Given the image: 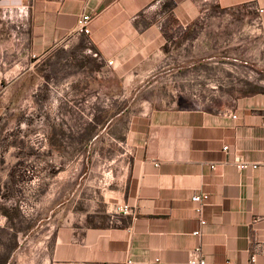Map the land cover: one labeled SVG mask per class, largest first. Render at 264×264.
Segmentation results:
<instances>
[{
	"label": "crops",
	"instance_id": "crops-1",
	"mask_svg": "<svg viewBox=\"0 0 264 264\" xmlns=\"http://www.w3.org/2000/svg\"><path fill=\"white\" fill-rule=\"evenodd\" d=\"M210 5L264 11V0H0V153H14L9 140L40 120L51 155L45 169L56 165L62 186L82 166L102 176L93 208H76L86 200L81 184L63 208L52 264H188L196 248L209 264H251L253 255L264 264V170L234 165L264 167V93L222 110L140 100L157 69L152 59L172 60L176 73L183 54L198 58L199 39L165 37L152 12L168 9L185 27ZM85 15L90 36L76 33ZM136 105L149 107L139 115L118 109ZM123 117L130 126L120 138ZM73 154L110 156L75 163ZM197 194L209 196L202 213Z\"/></svg>",
	"mask_w": 264,
	"mask_h": 264
},
{
	"label": "rangeland",
	"instance_id": "rangeland-1",
	"mask_svg": "<svg viewBox=\"0 0 264 264\" xmlns=\"http://www.w3.org/2000/svg\"><path fill=\"white\" fill-rule=\"evenodd\" d=\"M151 20L161 24L165 37H197L198 58L189 59V54H183V68L176 73L167 67L173 64L172 60L152 59L151 65L157 69L146 80L147 89L141 92L140 100L159 101L160 105H155L158 107L163 106L162 100L169 103L175 98L186 106L222 110L231 108L239 98L264 93V28L260 15L251 7L223 10L203 6L197 19L185 27L179 26L168 9L153 11ZM191 62L197 64L190 68ZM147 107L118 109L128 108V115H139ZM58 112L60 107L55 109V119ZM129 126L128 117L119 120L120 138ZM59 131L55 127L57 144L61 140ZM48 140L46 123L39 120L31 130H21L20 139L9 140L15 141L19 150L0 153V264L54 263L58 232L63 224L62 210L71 204L68 201L79 184V189L85 185L81 198L87 201L76 203V208H93L92 187L94 178H102L101 171L86 174L89 171H84V166L71 169L62 186L58 175L61 170L56 165L53 170L45 169V162L51 157L47 153ZM77 140L74 139L75 144ZM124 154L114 156L121 158ZM109 156L98 155L94 160L93 154H73L69 160L104 162ZM53 161L61 164L62 155L55 152ZM46 174H52L54 179L46 180ZM115 174L113 171L112 175Z\"/></svg>",
	"mask_w": 264,
	"mask_h": 264
},
{
	"label": "built area",
	"instance_id": "built-area-1",
	"mask_svg": "<svg viewBox=\"0 0 264 264\" xmlns=\"http://www.w3.org/2000/svg\"><path fill=\"white\" fill-rule=\"evenodd\" d=\"M259 13V15H261L264 11L259 9L257 11ZM93 18L91 16L85 15L82 16L78 19L77 22V28H76V33L78 34H84L86 36H90L91 35V23H92ZM109 66H114V61H109L108 62ZM234 118H237L236 116H234ZM227 147L224 148L225 151H227ZM235 167L239 170V171H244L246 169H252L254 171L263 169L264 167L260 164L257 163H249V162H245V161H237L235 164ZM209 200V196L207 194H203V195H195L193 197V202L197 204V211L199 213H202V209L205 205H207ZM125 211L128 210L127 207H125L124 209ZM201 224L205 225L206 221H204L203 219L201 220ZM194 236H200L201 235V231H195L193 233ZM257 262V256L253 255L252 257V262L251 264H256ZM188 264H209L203 253H202V249L201 248H196L192 251H190L189 253V260H188Z\"/></svg>",
	"mask_w": 264,
	"mask_h": 264
}]
</instances>
